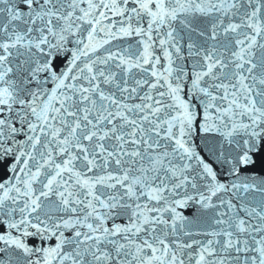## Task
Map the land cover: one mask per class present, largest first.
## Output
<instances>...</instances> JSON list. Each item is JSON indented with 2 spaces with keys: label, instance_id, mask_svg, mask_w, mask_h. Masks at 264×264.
<instances>
[{
  "label": "snow or ice",
  "instance_id": "obj_1",
  "mask_svg": "<svg viewBox=\"0 0 264 264\" xmlns=\"http://www.w3.org/2000/svg\"><path fill=\"white\" fill-rule=\"evenodd\" d=\"M0 264H264V0H0Z\"/></svg>",
  "mask_w": 264,
  "mask_h": 264
}]
</instances>
